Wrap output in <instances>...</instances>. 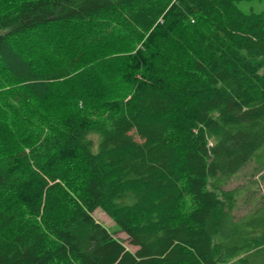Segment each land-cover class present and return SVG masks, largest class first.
<instances>
[{
  "label": "trees",
  "instance_id": "obj_1",
  "mask_svg": "<svg viewBox=\"0 0 264 264\" xmlns=\"http://www.w3.org/2000/svg\"><path fill=\"white\" fill-rule=\"evenodd\" d=\"M249 1L0 0V264H264Z\"/></svg>",
  "mask_w": 264,
  "mask_h": 264
},
{
  "label": "rangeland",
  "instance_id": "obj_2",
  "mask_svg": "<svg viewBox=\"0 0 264 264\" xmlns=\"http://www.w3.org/2000/svg\"><path fill=\"white\" fill-rule=\"evenodd\" d=\"M242 8L245 10H250L251 8H254L255 10H262L264 9V3L259 2V0H253L249 2H245L241 4ZM67 29V28H66ZM68 31L70 29H67ZM64 29L60 26H54L50 27L49 30H47L44 33V40L39 35H31L29 36L31 43L27 48L25 47L26 51L31 49V44L36 43L39 40L45 41V39H55L60 40L64 38ZM104 78V76H102ZM256 163L252 162L249 163L245 168H243L238 174L233 176L230 179L229 187H238L241 186V188L252 184L253 188H255L257 191L253 192L255 197L258 196H264V171L256 172ZM255 182V183H254ZM250 207L247 205H242L240 207V212L245 213ZM95 218L100 221L102 224H104L111 232H113L117 237L124 240L125 245L131 249L136 250L137 246L130 243L127 235L125 232L120 231V227L118 224L111 218L102 208H97L93 212ZM73 264H77L76 262Z\"/></svg>",
  "mask_w": 264,
  "mask_h": 264
}]
</instances>
